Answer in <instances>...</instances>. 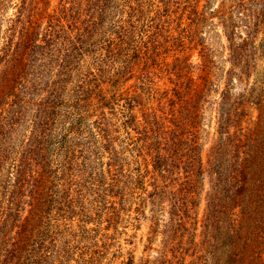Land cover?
<instances>
[{"label": "rangeland", "instance_id": "obj_1", "mask_svg": "<svg viewBox=\"0 0 264 264\" xmlns=\"http://www.w3.org/2000/svg\"><path fill=\"white\" fill-rule=\"evenodd\" d=\"M260 98L264 0H0V264H210Z\"/></svg>", "mask_w": 264, "mask_h": 264}, {"label": "trees", "instance_id": "obj_2", "mask_svg": "<svg viewBox=\"0 0 264 264\" xmlns=\"http://www.w3.org/2000/svg\"><path fill=\"white\" fill-rule=\"evenodd\" d=\"M261 102L262 98L255 103L259 116L254 127L241 128L215 153L216 177L205 220L207 237L200 245L210 264H264V100ZM18 249L12 248L13 252Z\"/></svg>", "mask_w": 264, "mask_h": 264}]
</instances>
